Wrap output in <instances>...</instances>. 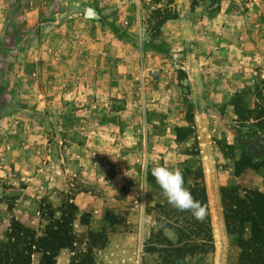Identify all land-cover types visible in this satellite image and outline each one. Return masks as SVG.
Segmentation results:
<instances>
[{
    "label": "rangeland",
    "instance_id": "rangeland-1",
    "mask_svg": "<svg viewBox=\"0 0 264 264\" xmlns=\"http://www.w3.org/2000/svg\"><path fill=\"white\" fill-rule=\"evenodd\" d=\"M0 1L2 16L15 17L12 0ZM23 1L34 7L33 21H47L41 33L39 27L31 29V55L40 48L92 50L107 60L102 63L108 75L89 84L87 75L98 70L100 59H60L89 60L91 69H61L56 74L61 79L75 74L71 84L44 83L40 91L42 60L34 58L30 97L21 100L18 91L5 89L9 75L1 69L0 244L14 222L34 240L43 238L40 248L57 249L50 264H61V256L67 264L82 259L85 264H165L155 253L159 224L145 211L167 201L152 175L146 182L147 172L154 165L180 168L192 149L202 168L214 249L205 261L186 258L181 264H235L237 249L225 233L220 192L236 187L240 196L264 183V55L249 56V14L258 10L254 19L264 21V0H186L195 19L211 18L223 5L237 30L232 57L213 63L191 58L206 62L199 78L207 88L201 94L193 92L179 68L181 58L172 56L160 36L162 18L178 17L172 0L162 8H138L135 0H82L78 7L76 0ZM19 2L14 0V8ZM86 8L94 18L83 17ZM85 20L97 22L99 33L90 35ZM49 28L63 33L43 35ZM7 41L2 48L11 44ZM17 46L22 48L20 41ZM154 71H159L155 79ZM18 120L29 134L14 133ZM187 127V139L178 141L176 129ZM162 233L174 241L168 230ZM68 241L69 247L58 248ZM30 249L29 264H39L42 252Z\"/></svg>",
    "mask_w": 264,
    "mask_h": 264
},
{
    "label": "crops",
    "instance_id": "crops-1",
    "mask_svg": "<svg viewBox=\"0 0 264 264\" xmlns=\"http://www.w3.org/2000/svg\"><path fill=\"white\" fill-rule=\"evenodd\" d=\"M75 4L77 7L80 6V1L76 0ZM1 2V1H0ZM14 0L10 2V8L13 13L16 14L15 17L9 19L3 17L2 5H0V71L1 69L7 73L8 81H6L5 89L11 94V91H18L21 95V100L27 98L29 100V90H30V72L33 69V59L38 58L42 60L40 62L39 69V86L40 91L43 90L45 86L44 83L56 85L59 82H65L71 84L74 80L71 75L81 70L82 65L85 68H88L87 62L78 63L76 61L67 62L60 59H76V58H97L100 59L94 51L90 50H79V51H59L53 49H37L35 52H32L29 49V38L31 35L32 27H39V32L41 33V27H45V22L47 21H33L31 18L33 16L34 7H29L28 3H24L23 0H20L19 4L15 5ZM138 8L145 7L150 8L148 5H144L142 2L137 4ZM172 6L175 7V11L178 13L176 19H171L163 22L159 27L160 36L165 42L167 48L172 53L174 58H181L180 67L186 75V79L189 81L190 86L194 93L203 92V89L207 88V85L204 81L200 80L201 72L205 71L206 68L204 63L197 61L192 63L191 58L206 59L210 62H220L222 58L228 56L232 57L234 50L237 49L236 42V27L232 28V23L226 19V16L223 14L224 8L223 5L219 10L213 15V17L197 18L195 15L189 11L188 3L186 0H172ZM8 7V6H7ZM6 7V12L8 8ZM39 9V7H37ZM258 10L256 14H249V56H259L263 54V45H264V21L261 19H254V16L258 17ZM31 14V16H30ZM232 14V12H231ZM198 20V23H197ZM87 31L90 35L94 33H99L98 23L91 20H85ZM247 24V23H246ZM37 25V26H36ZM7 27V31L3 32V29ZM93 27L95 30H93ZM199 28V30L197 29ZM101 30V37L107 39L109 34L106 29ZM58 32L63 33V29L59 31L55 29H47L43 31V35L48 33L50 36H56ZM4 34H7L4 35ZM234 34V35H233ZM232 36L234 38H232ZM8 38V39H7ZM6 40L11 42L9 46H1V42L5 44ZM7 41V42H8ZM21 42V49H18L17 43ZM46 41V39H45ZM24 45V48H23ZM16 46V48H15ZM28 47V48H27ZM6 49V50H5ZM200 57V58H199ZM191 60V61H190ZM106 63V59L97 60L98 70L94 73H89L87 76V83H96L99 82V79H106L108 67L103 63ZM64 62V64H63ZM66 63V64H65ZM203 64V66H201ZM70 66V67H69ZM74 69V73L65 76L64 78H59L56 74H60L61 69L69 70L66 72H71V69ZM89 69H91L89 67ZM64 71V70H63ZM65 72V71H64ZM53 74V75H52ZM16 76H20L21 81ZM68 77V79H66ZM15 78V79H14ZM202 79V78H201ZM91 81V82H90ZM13 83L16 86H13ZM56 88V87H54ZM20 90V92H19ZM17 93V94H18ZM11 96L9 97V99ZM49 101V99H48ZM41 104V103H39ZM49 102H44V106L48 105ZM30 104L28 103V106ZM9 106V105H8ZM200 115V111H197ZM4 120V119H3ZM9 119H6L7 122ZM2 122V120H1ZM4 122V121H3ZM19 124L15 127V132H20L27 135L31 130H26L25 123L22 120L17 121ZM33 129V128H32ZM34 130V129H33ZM14 136V135H13ZM61 264H67V259L65 257H59Z\"/></svg>",
    "mask_w": 264,
    "mask_h": 264
},
{
    "label": "trees",
    "instance_id": "trees-1",
    "mask_svg": "<svg viewBox=\"0 0 264 264\" xmlns=\"http://www.w3.org/2000/svg\"><path fill=\"white\" fill-rule=\"evenodd\" d=\"M162 19L164 21L170 18ZM176 132L177 140L185 141L190 129L177 128ZM186 156L180 163L184 187L191 192L195 200L206 207V215L202 221H198L189 212H180L168 203L159 202L145 211L146 214L152 213L151 219L159 224L155 238L161 243L157 244L158 249L155 253L165 264H181L186 258L196 257L198 260L205 261L214 249L207 195L198 152L191 149ZM150 175L149 168L146 177L148 183L151 182ZM220 207L229 245L237 249L235 264H264V183L261 190L246 189L240 196L236 187L224 188L220 192ZM9 226L6 241L0 244V264H29L30 247L33 246L42 252L39 264H50L49 259L57 249L51 251L52 253L42 249L39 245L43 238L34 240L31 232L22 229L14 222H11ZM163 230H168L173 235V242L165 238ZM26 239L28 240L25 241ZM70 242L58 248L69 247ZM86 262L87 260L82 259L79 264ZM69 264L72 263L69 262Z\"/></svg>",
    "mask_w": 264,
    "mask_h": 264
},
{
    "label": "clouds",
    "instance_id": "clouds-1",
    "mask_svg": "<svg viewBox=\"0 0 264 264\" xmlns=\"http://www.w3.org/2000/svg\"><path fill=\"white\" fill-rule=\"evenodd\" d=\"M151 175L160 188L162 196L174 209L180 212H189L198 221L205 218L206 207L195 200L191 192L184 187L183 173L180 168L170 169L154 165L151 168Z\"/></svg>",
    "mask_w": 264,
    "mask_h": 264
},
{
    "label": "built area",
    "instance_id": "built-area-1",
    "mask_svg": "<svg viewBox=\"0 0 264 264\" xmlns=\"http://www.w3.org/2000/svg\"><path fill=\"white\" fill-rule=\"evenodd\" d=\"M135 2L136 4L142 2L144 5H148L154 8H162L169 6L168 0H135ZM141 133H143L142 129H141Z\"/></svg>",
    "mask_w": 264,
    "mask_h": 264
},
{
    "label": "water",
    "instance_id": "water-1",
    "mask_svg": "<svg viewBox=\"0 0 264 264\" xmlns=\"http://www.w3.org/2000/svg\"><path fill=\"white\" fill-rule=\"evenodd\" d=\"M83 17L85 19H92L95 17V12L91 9V8H86L83 12ZM159 74V71H154L153 73H151V77L153 79H155L157 77V75Z\"/></svg>",
    "mask_w": 264,
    "mask_h": 264
}]
</instances>
